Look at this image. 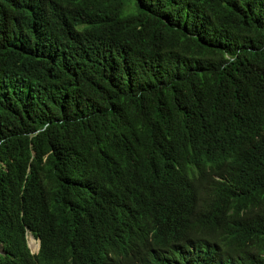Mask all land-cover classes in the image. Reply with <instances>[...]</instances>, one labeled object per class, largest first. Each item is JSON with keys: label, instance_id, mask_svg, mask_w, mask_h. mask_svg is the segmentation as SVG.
<instances>
[{"label": "trees", "instance_id": "obj_1", "mask_svg": "<svg viewBox=\"0 0 264 264\" xmlns=\"http://www.w3.org/2000/svg\"><path fill=\"white\" fill-rule=\"evenodd\" d=\"M0 249L264 264V0H0Z\"/></svg>", "mask_w": 264, "mask_h": 264}, {"label": "clouds", "instance_id": "obj_2", "mask_svg": "<svg viewBox=\"0 0 264 264\" xmlns=\"http://www.w3.org/2000/svg\"><path fill=\"white\" fill-rule=\"evenodd\" d=\"M31 238L33 239V241L37 244V250L32 252L30 250V246H29V243H28V239ZM24 239H25V244H26V248L29 252L30 255H37L39 253V248H40V242L37 238H35L29 231H26L25 235H24ZM0 253H1V249H0Z\"/></svg>", "mask_w": 264, "mask_h": 264}, {"label": "bare ground", "instance_id": "obj_3", "mask_svg": "<svg viewBox=\"0 0 264 264\" xmlns=\"http://www.w3.org/2000/svg\"><path fill=\"white\" fill-rule=\"evenodd\" d=\"M28 243H29V246H30L31 248H33V245H31V244H36V243L33 241V239H31V238L28 239ZM30 243H31V244H30Z\"/></svg>", "mask_w": 264, "mask_h": 264}, {"label": "rangeland", "instance_id": "obj_4", "mask_svg": "<svg viewBox=\"0 0 264 264\" xmlns=\"http://www.w3.org/2000/svg\"><path fill=\"white\" fill-rule=\"evenodd\" d=\"M34 247H35V246H34ZM34 247H33V248L30 247V250H31L32 252H34Z\"/></svg>", "mask_w": 264, "mask_h": 264}]
</instances>
